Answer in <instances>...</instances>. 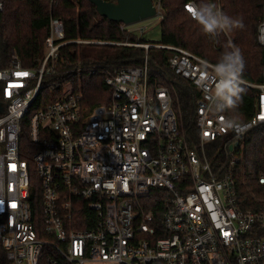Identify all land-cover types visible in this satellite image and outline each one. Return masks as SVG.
Listing matches in <instances>:
<instances>
[{"label": "built area", "instance_id": "built-area-1", "mask_svg": "<svg viewBox=\"0 0 264 264\" xmlns=\"http://www.w3.org/2000/svg\"><path fill=\"white\" fill-rule=\"evenodd\" d=\"M32 1L48 6L44 55L25 67L12 51L0 65V264H264V198L242 209L235 190L239 139L264 124V65L252 83L180 46L69 38L53 12L58 0ZM219 1L211 12L221 24ZM184 8L202 20L194 1ZM257 40L264 48V6ZM84 45L140 46L144 60L112 72L82 61ZM150 47L171 50L169 68L200 92L194 142L180 131L168 88L148 84ZM97 71L109 100L89 107L74 77ZM234 81L257 90L245 121L226 115ZM217 139L224 161L206 154ZM153 188L167 193L159 218L143 202Z\"/></svg>", "mask_w": 264, "mask_h": 264}, {"label": "trees", "instance_id": "trees-1", "mask_svg": "<svg viewBox=\"0 0 264 264\" xmlns=\"http://www.w3.org/2000/svg\"><path fill=\"white\" fill-rule=\"evenodd\" d=\"M74 1V2H73ZM58 0L54 15L62 18L66 36L111 41L154 43L186 48L217 65L233 70L245 82L260 83L264 65V48L258 43L257 29L262 18L264 0H220L221 24L212 18L211 4L216 0H192L196 3L202 20L190 16L184 4L190 0L159 1L163 10L157 41L148 42L121 29L120 22L100 16L89 0ZM115 1V0H105ZM48 28V6L41 1L5 0L0 12V65L8 64L15 51L25 67L36 66L44 55V38ZM98 52L90 47H80V59L85 63L108 66L112 72L142 64L145 49L140 46H100ZM87 48V49H86ZM66 49L71 60H77L76 47ZM149 86H166L172 96L180 131L194 142L198 134L195 126L196 101L200 92L183 77L174 74L168 66L172 51L150 47L147 50ZM75 87L82 92L89 107L107 103L109 90L104 84V73L83 74L74 77ZM257 90L240 82L229 83L224 91L226 115L234 121H245L255 111ZM208 157L217 155L224 161L221 139L206 144ZM236 202L242 209L257 210L259 199L264 198V124L248 131L239 139L236 150ZM167 193L153 188L144 201L159 218L162 198ZM85 224L83 227H89Z\"/></svg>", "mask_w": 264, "mask_h": 264}, {"label": "water", "instance_id": "water-1", "mask_svg": "<svg viewBox=\"0 0 264 264\" xmlns=\"http://www.w3.org/2000/svg\"><path fill=\"white\" fill-rule=\"evenodd\" d=\"M96 12L111 21L128 25L156 15V9L152 0H89ZM211 10L213 5L211 4ZM237 143L229 146L232 149Z\"/></svg>", "mask_w": 264, "mask_h": 264}, {"label": "rangeland", "instance_id": "rangeland-1", "mask_svg": "<svg viewBox=\"0 0 264 264\" xmlns=\"http://www.w3.org/2000/svg\"><path fill=\"white\" fill-rule=\"evenodd\" d=\"M160 18L158 15L146 18L144 20L128 24V28L131 29L134 34L139 36L145 41L154 42L159 38L160 27H159ZM139 28H142L140 31ZM82 47H90L92 52L100 51V45H84ZM87 49V48H86Z\"/></svg>", "mask_w": 264, "mask_h": 264}, {"label": "snow or ice", "instance_id": "snow-or-ice-1", "mask_svg": "<svg viewBox=\"0 0 264 264\" xmlns=\"http://www.w3.org/2000/svg\"><path fill=\"white\" fill-rule=\"evenodd\" d=\"M189 10L190 11H194V9H192L190 6H189ZM26 75V74H25ZM13 206H15V205H13ZM226 235H227V233H225Z\"/></svg>", "mask_w": 264, "mask_h": 264}]
</instances>
